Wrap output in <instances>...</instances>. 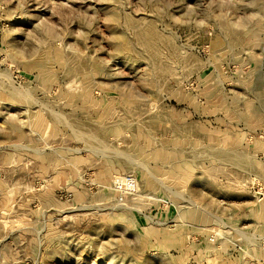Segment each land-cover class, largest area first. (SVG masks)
Returning <instances> with one entry per match:
<instances>
[{
    "label": "rangeland",
    "instance_id": "obj_1",
    "mask_svg": "<svg viewBox=\"0 0 264 264\" xmlns=\"http://www.w3.org/2000/svg\"><path fill=\"white\" fill-rule=\"evenodd\" d=\"M0 264H264V0H0Z\"/></svg>",
    "mask_w": 264,
    "mask_h": 264
},
{
    "label": "built area",
    "instance_id": "obj_2",
    "mask_svg": "<svg viewBox=\"0 0 264 264\" xmlns=\"http://www.w3.org/2000/svg\"><path fill=\"white\" fill-rule=\"evenodd\" d=\"M114 182V189L118 192V196L121 201L126 196L135 195L138 192V181L132 175L118 176Z\"/></svg>",
    "mask_w": 264,
    "mask_h": 264
},
{
    "label": "bare ground",
    "instance_id": "obj_3",
    "mask_svg": "<svg viewBox=\"0 0 264 264\" xmlns=\"http://www.w3.org/2000/svg\"><path fill=\"white\" fill-rule=\"evenodd\" d=\"M227 159H228V157H227ZM226 160V159H225ZM228 160H230V159H228ZM233 160V159H232ZM243 166V165H242ZM165 187H166V185H165Z\"/></svg>",
    "mask_w": 264,
    "mask_h": 264
}]
</instances>
